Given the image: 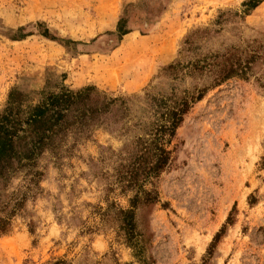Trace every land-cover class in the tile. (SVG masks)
Wrapping results in <instances>:
<instances>
[{
	"label": "rangeland",
	"instance_id": "obj_1",
	"mask_svg": "<svg viewBox=\"0 0 264 264\" xmlns=\"http://www.w3.org/2000/svg\"><path fill=\"white\" fill-rule=\"evenodd\" d=\"M4 116L0 264H264V0H0Z\"/></svg>",
	"mask_w": 264,
	"mask_h": 264
},
{
	"label": "trees",
	"instance_id": "obj_2",
	"mask_svg": "<svg viewBox=\"0 0 264 264\" xmlns=\"http://www.w3.org/2000/svg\"><path fill=\"white\" fill-rule=\"evenodd\" d=\"M71 102L72 101H65V104H72ZM48 105L49 107H55L54 104L53 106H51L50 104ZM49 107L42 106L36 108L35 112L28 119L27 124H29L30 126H37L38 129H40V127H42L43 125H46L47 122L50 121L46 119L49 116L47 114L50 110ZM63 117L64 115H61V113H57V117H55V123L46 128L45 133H42L40 143H44L45 137L48 135V133L53 132L54 127L58 126ZM13 124L14 121H12V118H10L9 116H4L2 119H0V178L5 177L6 173L13 169L14 166L12 165V161L17 157V154L14 150V140L18 137V133L22 131V127L17 125L11 126ZM31 154L32 152L30 151L22 159H30ZM161 167L162 166H159L158 169H161ZM132 218L133 216L131 214H127V219L125 220L124 224V230H126L127 234L130 235V238L134 240L135 233ZM9 229V221L7 219L0 218V235L8 233Z\"/></svg>",
	"mask_w": 264,
	"mask_h": 264
}]
</instances>
